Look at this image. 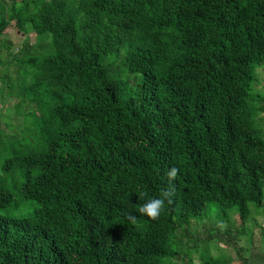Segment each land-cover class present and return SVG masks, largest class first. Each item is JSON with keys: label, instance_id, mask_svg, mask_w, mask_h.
Listing matches in <instances>:
<instances>
[{"label": "trees", "instance_id": "trees-1", "mask_svg": "<svg viewBox=\"0 0 264 264\" xmlns=\"http://www.w3.org/2000/svg\"><path fill=\"white\" fill-rule=\"evenodd\" d=\"M11 24L38 44L0 42V264H173L209 203L264 214V0H0Z\"/></svg>", "mask_w": 264, "mask_h": 264}, {"label": "rangeland", "instance_id": "rangeland-1", "mask_svg": "<svg viewBox=\"0 0 264 264\" xmlns=\"http://www.w3.org/2000/svg\"><path fill=\"white\" fill-rule=\"evenodd\" d=\"M9 1L5 0V3H9ZM6 41H10L13 52L17 51L24 41H29L36 47L38 44L34 34L24 36L17 31L13 24L0 37V42ZM255 75L257 80L255 89L263 92L264 67L258 68ZM11 104V101L0 104L1 118L8 117L11 121L19 123L21 122L20 118H14L13 112L8 113V108L12 107ZM2 124L0 121L1 126ZM14 185L17 186L16 179L14 181L8 179L7 187L12 188ZM30 211L31 209L13 210L10 214L27 215ZM203 216L202 219L190 222L187 227L174 234L172 240L176 245V255L170 260L173 264H200V259L207 254L220 259L225 264H243V262L256 264L258 249L264 248L262 244L264 238L263 213L253 210L249 218L240 224L237 209H232L228 212V216L222 217L217 206L209 203ZM262 252L264 253V249ZM164 262L166 263V260Z\"/></svg>", "mask_w": 264, "mask_h": 264}, {"label": "clouds", "instance_id": "clouds-1", "mask_svg": "<svg viewBox=\"0 0 264 264\" xmlns=\"http://www.w3.org/2000/svg\"><path fill=\"white\" fill-rule=\"evenodd\" d=\"M167 175L174 178L177 175V169L171 168ZM169 193L166 191L161 196L147 199L139 208V211L153 219L157 218L163 211Z\"/></svg>", "mask_w": 264, "mask_h": 264}, {"label": "crops", "instance_id": "crops-1", "mask_svg": "<svg viewBox=\"0 0 264 264\" xmlns=\"http://www.w3.org/2000/svg\"><path fill=\"white\" fill-rule=\"evenodd\" d=\"M258 257H260V255H261V248L260 249H258Z\"/></svg>", "mask_w": 264, "mask_h": 264}]
</instances>
